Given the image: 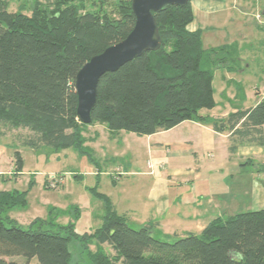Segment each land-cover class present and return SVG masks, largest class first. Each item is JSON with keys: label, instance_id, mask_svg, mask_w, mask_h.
<instances>
[{"label": "trees", "instance_id": "1", "mask_svg": "<svg viewBox=\"0 0 264 264\" xmlns=\"http://www.w3.org/2000/svg\"><path fill=\"white\" fill-rule=\"evenodd\" d=\"M10 1L0 0V126L25 130L19 138L25 146L73 147L89 156L84 137L89 125L148 136L187 120L228 133L231 153L240 145H263L264 98L225 117L200 114L216 104L214 70L230 66L239 48L205 49L202 31L188 27L194 20L191 0L154 13L161 38L157 50L101 76L89 124L77 117L75 75L92 56L130 33L131 0H21L13 12ZM22 167L16 152V171ZM97 195L106 207L102 223L78 234L72 224L42 229L32 223L24 229L7 212L26 204V191H0V264H31L33 258L36 264H72L73 242L91 264H264V207L219 216L200 233L169 242L154 236L153 224L132 228L106 195ZM13 256L25 261L9 259Z\"/></svg>", "mask_w": 264, "mask_h": 264}, {"label": "crops", "instance_id": "2", "mask_svg": "<svg viewBox=\"0 0 264 264\" xmlns=\"http://www.w3.org/2000/svg\"><path fill=\"white\" fill-rule=\"evenodd\" d=\"M260 1L261 9L256 14L261 13L262 17L258 21L259 24H256V30L261 32H247L248 36L245 35V38L264 40V37L260 39L264 34V0ZM238 2L239 0L190 1L194 20L188 27L190 30L202 31L203 47V29L200 24L204 21H197V14H202L203 17L199 16L200 18L216 14L214 20L217 23L228 19L235 24L236 21L232 20V8L236 7ZM241 2L249 4L252 1ZM243 25L244 30H252L246 19H243ZM241 56L245 55L239 52V62H244L245 68L242 71H245L250 67L247 60L253 62L250 59L252 55L244 58H240ZM222 70L225 73L219 76V88L224 99L218 102L214 90L215 106L212 109H202L201 115L225 117L237 109L252 107L264 98V77L260 86L253 83L247 90L240 92L241 81L234 77L237 71L231 66ZM259 71L264 75V66ZM219 106L222 109H219ZM96 125H99L101 134L90 131ZM123 133L124 131L112 132L104 124H94L85 129L84 137L95 141L102 135L103 140L114 141ZM130 134L126 136H132ZM156 136L161 137L149 144L155 162H146L150 168L147 166L145 170H139L133 175L137 177L134 188L144 192L143 198L136 202V208L130 206L119 211L118 206L121 204L110 200L114 209L125 215L128 222L136 220L140 226L153 224L154 232L176 238L187 233H200L209 222L219 216L225 217L264 207V143L261 146L240 145L231 153L228 133L217 132L208 123L192 120L148 135L147 138L153 140ZM135 214H139V218H134L137 217Z\"/></svg>", "mask_w": 264, "mask_h": 264}, {"label": "rangeland", "instance_id": "3", "mask_svg": "<svg viewBox=\"0 0 264 264\" xmlns=\"http://www.w3.org/2000/svg\"><path fill=\"white\" fill-rule=\"evenodd\" d=\"M251 1L245 4L239 0L238 5L232 8L234 16L231 18L236 21L235 24L228 19L217 23L214 20L216 14L206 15L204 18L199 17L202 14L196 16L197 21L201 19L204 21L200 26L203 29L205 49L233 44L241 50L239 52L242 55L246 57L252 55L250 59L253 62L247 60L250 67L245 71H242L245 68L244 62H239V58L232 60L230 64L237 71L236 76L234 75L235 79L241 81L240 92L247 90L253 83L260 86L264 77L259 71L264 66V40L244 37L248 36L247 32H261L256 30V24L262 17L261 13L256 14L261 9V1ZM22 2L11 0L8 10L16 11ZM245 11L248 13L243 14L242 12ZM243 19H246L252 30L243 29ZM261 37H264V34L260 39ZM221 73H225L222 68L215 70L214 90L218 102L224 99L219 88ZM219 109L222 107L219 106ZM90 131L100 132L101 129L96 125ZM2 132L4 135L1 134ZM25 133V130H9L0 126V191L14 189L26 191V204L8 210L7 215L24 229H28L32 223L33 228L41 223L42 229H56L59 225L72 224L78 234L93 232L102 223L106 207L104 200L99 198L97 193L106 195L115 203H120L119 211L130 206L136 208L138 205L136 202L143 198L144 192L134 188L137 177L133 175L139 170H145L148 166L146 162L149 164L155 162L149 144L161 137L156 136L153 140H149L146 135L140 136L124 131L120 138L106 141L100 135L95 141L86 139L85 145L90 153L88 156L80 154L73 147L58 151L49 147L29 148L19 140ZM126 133H131L132 136H126ZM16 152H19L23 160L20 172L15 168ZM125 171L127 172L124 173ZM53 176L57 185L46 187L45 182L50 183ZM135 215L137 217L134 218H139V214ZM128 223L134 229L141 227L136 220ZM154 236L169 242L175 240L173 236L165 237L156 232ZM70 247L72 264H91L86 251L82 250L77 242H73ZM89 248L95 250L96 243L89 245ZM103 248L107 251L108 246L104 245ZM9 259L25 261L22 256H13ZM31 264H36L35 258L31 260Z\"/></svg>", "mask_w": 264, "mask_h": 264}, {"label": "water", "instance_id": "4", "mask_svg": "<svg viewBox=\"0 0 264 264\" xmlns=\"http://www.w3.org/2000/svg\"><path fill=\"white\" fill-rule=\"evenodd\" d=\"M190 0H131L135 23L130 33L120 42L105 48L92 56L78 70L74 79L77 95L76 113L83 124L91 122V111L96 103L97 85L102 75L114 72L126 62L155 51L161 45V38L154 13L168 6H183Z\"/></svg>", "mask_w": 264, "mask_h": 264}, {"label": "built area", "instance_id": "5", "mask_svg": "<svg viewBox=\"0 0 264 264\" xmlns=\"http://www.w3.org/2000/svg\"><path fill=\"white\" fill-rule=\"evenodd\" d=\"M49 184H50V186H55L56 185L54 176L52 177V180L50 181Z\"/></svg>", "mask_w": 264, "mask_h": 264}]
</instances>
